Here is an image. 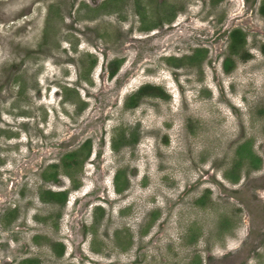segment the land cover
I'll return each mask as SVG.
<instances>
[{"label":"rangeland","instance_id":"rangeland-1","mask_svg":"<svg viewBox=\"0 0 264 264\" xmlns=\"http://www.w3.org/2000/svg\"><path fill=\"white\" fill-rule=\"evenodd\" d=\"M263 2L0 0V264H264Z\"/></svg>","mask_w":264,"mask_h":264},{"label":"trees","instance_id":"trees-1","mask_svg":"<svg viewBox=\"0 0 264 264\" xmlns=\"http://www.w3.org/2000/svg\"><path fill=\"white\" fill-rule=\"evenodd\" d=\"M215 1L217 2L218 0H215ZM260 13L264 16V2L260 6ZM229 37H230V42H229V54L230 55L228 57H225L223 61V69L225 72H229L233 68L234 60H233V57H231V55L234 56L237 53H239L240 57H242V53L244 52L243 48L246 42V35L240 28H233L229 33ZM204 56H205L204 49H196L195 52L189 56V59L187 61L188 63H191L196 60L202 59ZM120 61L121 60H113L111 62L112 65H110V70H109L110 76H113L115 74V72L117 71L120 65ZM168 61L174 65L180 64V62H177L178 59L174 57L168 59ZM94 63H95V60L92 61L91 65H93ZM148 96L165 97L161 87L146 83V84L140 85L132 94H130L127 97L125 105L126 107H129V108L135 107L138 104V101L140 99L144 97H148ZM124 134L125 132L123 130L121 138L124 141H126L127 139ZM117 142L118 141L113 142L114 149L115 147H117ZM82 150H85L83 154L80 152ZM236 152H237V157L239 161L238 163H240L244 157L245 158L249 157V163L251 162L252 165H257L258 162H260V159L257 158L255 154H252L248 142H244L240 144L236 148ZM89 153H90V143L89 142H87L86 144H82L80 150L77 149V150H72L70 152L65 153L61 161L62 168L65 170L66 173L71 175L72 173L70 172V170L74 169L75 166H79L82 162V159L87 158ZM80 156H82V158H80V160H77L78 157ZM53 167H57V166L53 165ZM121 173L122 172L120 170H117L115 174V178H114L117 191H121L123 189V186L120 182ZM43 178L46 180L56 181V173L55 171H51L50 173L48 172L47 175L43 174ZM229 178L234 180L232 176H230ZM73 185H74L73 186L74 188L78 186V184H75V183ZM41 193H42L41 194L42 200L51 201V202H60L61 204L65 203V200L67 197L66 195L67 193L65 191H53V190L47 189V190L42 191ZM32 262L33 260L32 261L26 260L25 264H32Z\"/></svg>","mask_w":264,"mask_h":264}]
</instances>
